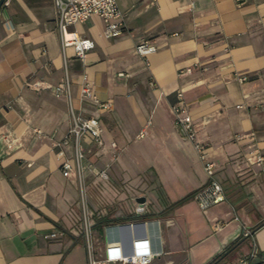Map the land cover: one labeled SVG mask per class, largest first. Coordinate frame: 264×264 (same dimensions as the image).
Wrapping results in <instances>:
<instances>
[{
    "label": "crops",
    "instance_id": "obj_1",
    "mask_svg": "<svg viewBox=\"0 0 264 264\" xmlns=\"http://www.w3.org/2000/svg\"><path fill=\"white\" fill-rule=\"evenodd\" d=\"M116 1L119 35L106 38L96 15L69 26L94 41L83 56L62 50L53 0L0 7V264L88 262L78 180L62 174L53 144L71 123L54 91L65 72L75 112L101 120L100 153L117 152L100 205L87 179L88 219L102 238L95 264L146 252L158 253L146 264H209L233 244L226 264L253 247L264 260V0ZM144 39L156 46L148 65L135 50ZM83 74L108 109L80 100ZM178 90L226 194L205 211L194 194L207 174L174 124Z\"/></svg>",
    "mask_w": 264,
    "mask_h": 264
},
{
    "label": "built area",
    "instance_id": "obj_2",
    "mask_svg": "<svg viewBox=\"0 0 264 264\" xmlns=\"http://www.w3.org/2000/svg\"><path fill=\"white\" fill-rule=\"evenodd\" d=\"M56 8V24L60 33V44L62 50L69 45L74 47L77 56H83L84 52L93 47L94 41L88 37L80 36L73 31H69V26L82 22L89 17L99 16L103 22V35L106 38H113L119 35L125 28V20L122 11L120 10L116 0H53ZM6 4V0L2 5ZM156 46L150 40L144 39L136 44L135 50L144 57L146 65H148L147 55L155 51ZM190 67H185L178 70V75L189 73ZM237 79L242 81L245 76L238 75ZM39 82H35V86H39ZM46 87L47 85H43ZM55 94L59 95L61 92L65 94L68 108L71 116L70 126L62 139L53 144L59 146L56 155L61 159L60 168L62 174L66 177L74 174L77 177L80 191L84 190V160L85 150L89 143L102 145V123L98 116H87L77 113L74 110L67 73L65 72L64 79L55 86ZM177 102L171 105V110L174 115V124L178 128L183 138L190 140L193 143L194 149L198 157L202 161L203 169L207 174V182L199 188L194 194L199 208L205 211L210 205L218 203L226 199V194L222 184L214 176L215 163L208 159L206 153V146L196 138V128L192 121L191 115L183 101L182 92L176 91ZM79 98L82 101H90L100 109H108L109 102L100 101L93 92L90 84L87 81L86 74H83L82 82L79 88ZM143 133L140 132L139 136ZM8 146L10 143L7 144ZM70 145L72 148L73 164L65 151V148ZM260 156L257 157V161ZM101 178L108 176L105 170L99 171ZM221 221H216L212 226L217 229ZM82 232L86 239V246L88 249V264H95L96 260L91 255L90 235L92 232L91 224L88 215L85 213L82 216ZM59 231L52 229L45 233V238H54ZM249 234V231H244L243 235ZM158 255L157 252L138 253L122 258L120 261L131 264H146L151 261L153 257ZM238 264H264V260H257L256 249L253 247L248 253L238 258Z\"/></svg>",
    "mask_w": 264,
    "mask_h": 264
},
{
    "label": "rangeland",
    "instance_id": "obj_3",
    "mask_svg": "<svg viewBox=\"0 0 264 264\" xmlns=\"http://www.w3.org/2000/svg\"><path fill=\"white\" fill-rule=\"evenodd\" d=\"M113 141V140H112ZM102 145H96L94 143H89L86 147V154H85V171L84 174H88V177L84 180V190L83 192H81V196H80V209H81V216H83V214H87V210L89 208V202H88V191H87V185H88V178H90V182L94 185L93 189L96 190L95 194H94V198H93V202H95L97 205H100L103 202V197H104V193L103 190L106 188L107 183H112V181L110 180V171L114 172L113 169V164L115 162V158L117 156V152H115L114 154H110L107 155L108 153H100V149ZM95 152H98L97 154ZM96 154V155H95ZM107 155V156H106ZM107 157V161H104L103 158L101 157ZM250 162H257V157H254L252 159V161L250 160ZM105 170L108 174V176L106 178H101L99 176V171L100 170ZM143 178V176H142ZM96 180V181H95ZM114 184L118 185V182H113ZM141 183H146V181H142ZM148 183V182H147ZM120 184V183H119ZM138 190H141V188H137ZM103 193H101V192ZM136 202H137V198H136ZM83 238L85 239V237L83 236ZM101 229L100 228H93L92 227V232L90 235V244H91V255L92 258H94L95 256V249L97 247H99L101 245ZM85 247L86 246V239H85ZM95 248V249H94ZM86 256H87V260H88V249H86ZM243 254L242 253H236L234 257H232L231 264H238V258L240 257V255ZM88 263V262H87ZM86 263V264H87ZM226 264V263H225Z\"/></svg>",
    "mask_w": 264,
    "mask_h": 264
},
{
    "label": "trees",
    "instance_id": "obj_4",
    "mask_svg": "<svg viewBox=\"0 0 264 264\" xmlns=\"http://www.w3.org/2000/svg\"><path fill=\"white\" fill-rule=\"evenodd\" d=\"M234 245V244H233ZM232 245V246H233ZM230 246V248L232 247ZM229 248V249H230ZM230 253L226 251H224L223 253H221L220 255H218L215 259H213L209 264H219L221 261H223L224 258H226V256Z\"/></svg>",
    "mask_w": 264,
    "mask_h": 264
},
{
    "label": "water",
    "instance_id": "obj_5",
    "mask_svg": "<svg viewBox=\"0 0 264 264\" xmlns=\"http://www.w3.org/2000/svg\"><path fill=\"white\" fill-rule=\"evenodd\" d=\"M4 2V0H0V7L2 5V3ZM237 244H234L230 249L227 250V252L231 251L232 249H234L236 247ZM219 264H225V260L223 259V261H221Z\"/></svg>",
    "mask_w": 264,
    "mask_h": 264
}]
</instances>
